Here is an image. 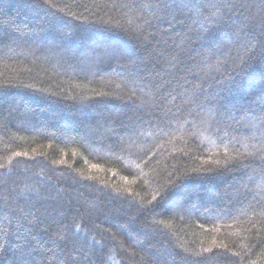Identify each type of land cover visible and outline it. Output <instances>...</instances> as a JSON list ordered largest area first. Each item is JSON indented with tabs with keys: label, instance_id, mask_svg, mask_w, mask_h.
Returning <instances> with one entry per match:
<instances>
[{
	"label": "trees",
	"instance_id": "16d2710c",
	"mask_svg": "<svg viewBox=\"0 0 264 264\" xmlns=\"http://www.w3.org/2000/svg\"><path fill=\"white\" fill-rule=\"evenodd\" d=\"M262 18L0 0V264H264Z\"/></svg>",
	"mask_w": 264,
	"mask_h": 264
},
{
	"label": "snow or ice",
	"instance_id": "6c2138e0",
	"mask_svg": "<svg viewBox=\"0 0 264 264\" xmlns=\"http://www.w3.org/2000/svg\"><path fill=\"white\" fill-rule=\"evenodd\" d=\"M46 2H48V0H46ZM262 3H264V0H262ZM213 7H216L215 5H213ZM237 6L231 2H228V3H225L223 5V9L225 10V13H231L233 11L234 8H236ZM219 19V18H218ZM261 27L262 29H264V18H262V21H261ZM108 49L112 52H115L117 51V49L112 46V45H108L107 46ZM261 119H264V117H262ZM248 139V138H246ZM241 147L245 148V150L247 149L248 145L247 143H242L241 144ZM259 151H261L262 153H264V148H260L258 149ZM234 152L235 154L234 155H229V149L227 147L224 148V153H225V160L223 161V163L225 165H227L229 162L231 161H235L237 159H241L243 157H245L246 155H251V153H248V152H241L239 148H235L234 147ZM21 155H27V153H20V152H16V153H13V156H21ZM262 158H264V156H262ZM213 163L219 165L221 164V161L219 159L213 161ZM153 200H156V196L153 195L152 198L148 201V204H151ZM261 215H264V211L261 212ZM79 230V229H77ZM222 247H227L226 245H223ZM205 252H211L212 250L211 249H205L204 250ZM191 255H201L200 252H195V253H190ZM235 255H239V253H235Z\"/></svg>",
	"mask_w": 264,
	"mask_h": 264
}]
</instances>
